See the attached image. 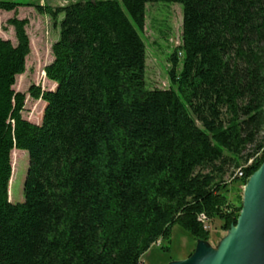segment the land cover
Returning <instances> with one entry per match:
<instances>
[{"label":"trees","instance_id":"16d2710c","mask_svg":"<svg viewBox=\"0 0 264 264\" xmlns=\"http://www.w3.org/2000/svg\"><path fill=\"white\" fill-rule=\"evenodd\" d=\"M57 1L35 6L63 15L44 67L56 86L27 93L45 104L40 124L13 89L28 20H7L15 44L0 37V264H140L157 240L171 250L175 226L204 243L209 222L235 227L242 197L228 196L264 163V0ZM157 3L182 6L181 43L168 89L147 90L140 34ZM24 6L0 0L5 13ZM17 150L28 168L12 204ZM232 167L244 175L227 183Z\"/></svg>","mask_w":264,"mask_h":264},{"label":"rangeland","instance_id":"374dc122","mask_svg":"<svg viewBox=\"0 0 264 264\" xmlns=\"http://www.w3.org/2000/svg\"><path fill=\"white\" fill-rule=\"evenodd\" d=\"M26 6L21 7L16 13L0 11V37L10 39L15 44L13 28L7 24V20L16 16L18 19H27L26 33L29 37L30 53L25 60V71L16 77L13 87L15 92L26 94L22 118L33 124H40L45 104L32 100L28 96V89L34 85L41 90H54L55 86L45 78L44 67L52 61L51 46L59 38V23L63 15H58L55 20L47 14L38 13L35 6L43 4L56 9L67 4L57 0H48L40 3L39 0H18ZM32 6V7H30ZM182 6L180 4L157 3L146 5V22L143 33L140 34L145 44V69L144 83L147 90L168 89L169 79L167 69L170 63L168 56L174 48L181 43ZM11 155L12 179L8 184V194L14 204L24 201L23 182L28 168V154L17 150ZM21 152V153H20ZM242 165V164H241ZM244 167V166H242ZM236 167L228 168L223 181L229 183ZM244 186L233 187L234 192L229 194V200L235 201L240 194L243 197ZM242 203V198H241ZM242 205V204H241ZM221 223L213 220L206 225L210 237L204 243V247L217 255L223 243L232 235V231H222ZM157 243V242H156ZM171 250L164 253L160 247H152L142 258L140 264H172L187 260L189 254L197 252L199 243L192 240L178 226L172 230L170 243L164 244ZM166 256H170L173 262H165ZM143 261V262H142Z\"/></svg>","mask_w":264,"mask_h":264},{"label":"water","instance_id":"95a60500","mask_svg":"<svg viewBox=\"0 0 264 264\" xmlns=\"http://www.w3.org/2000/svg\"><path fill=\"white\" fill-rule=\"evenodd\" d=\"M231 231L222 245L224 256L216 257L198 242L195 255L172 264H264V163L244 185L241 210Z\"/></svg>","mask_w":264,"mask_h":264},{"label":"bare ground","instance_id":"6f19581e","mask_svg":"<svg viewBox=\"0 0 264 264\" xmlns=\"http://www.w3.org/2000/svg\"><path fill=\"white\" fill-rule=\"evenodd\" d=\"M251 162H249L250 164ZM241 173H243L242 169H238L236 170L234 177H237L238 175H240ZM244 175V174H243ZM242 175V177H243ZM237 179V178H236ZM218 254L216 255V257H220V256H224L226 254V250H225V246H222L219 251L217 252Z\"/></svg>","mask_w":264,"mask_h":264},{"label":"built area","instance_id":"2783aa9c","mask_svg":"<svg viewBox=\"0 0 264 264\" xmlns=\"http://www.w3.org/2000/svg\"><path fill=\"white\" fill-rule=\"evenodd\" d=\"M247 165H249V164H247ZM247 165H246V166H247ZM244 167H245V166H244ZM244 167H243V168H244ZM242 175H243V173H241L240 175H238V176H237V179L242 178ZM199 220L202 221V222H204V223H206V219H205L204 216H200ZM205 228H206V226H205ZM154 245H155V246H159V245H160V240H157V243H154Z\"/></svg>","mask_w":264,"mask_h":264},{"label":"crops","instance_id":"0c3cea01","mask_svg":"<svg viewBox=\"0 0 264 264\" xmlns=\"http://www.w3.org/2000/svg\"><path fill=\"white\" fill-rule=\"evenodd\" d=\"M40 3H44L43 1H40ZM9 14V13H8ZM6 40H10V39H6ZM11 41V40H10ZM52 83V82H51ZM52 84H54V83H52ZM54 86H56L55 84H54ZM8 201L10 202V203H12V204H14V202H13V200L11 199V198H8ZM160 244H161V241H160ZM153 247H159V246H155V245H153ZM150 251V250H149ZM148 251V252H149ZM147 252V253H148ZM146 254V253H145ZM145 254L142 256V258L145 256ZM142 258H141V260H142ZM140 260V261H141ZM143 262V261H142Z\"/></svg>","mask_w":264,"mask_h":264}]
</instances>
